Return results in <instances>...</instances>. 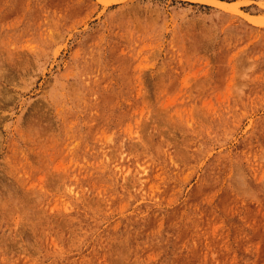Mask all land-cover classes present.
<instances>
[{
	"label": "rangeland",
	"instance_id": "1",
	"mask_svg": "<svg viewBox=\"0 0 264 264\" xmlns=\"http://www.w3.org/2000/svg\"><path fill=\"white\" fill-rule=\"evenodd\" d=\"M0 0V264H264V0Z\"/></svg>",
	"mask_w": 264,
	"mask_h": 264
},
{
	"label": "bare ground",
	"instance_id": "2",
	"mask_svg": "<svg viewBox=\"0 0 264 264\" xmlns=\"http://www.w3.org/2000/svg\"><path fill=\"white\" fill-rule=\"evenodd\" d=\"M193 1H198V2H202V3H207V4H211L223 9H230V10H236V6L237 4L234 3H230L224 0H193ZM243 13V15L245 16V18H247L248 20L255 22V23H262L264 22V18L263 17H256L250 14H247L243 11H240Z\"/></svg>",
	"mask_w": 264,
	"mask_h": 264
}]
</instances>
